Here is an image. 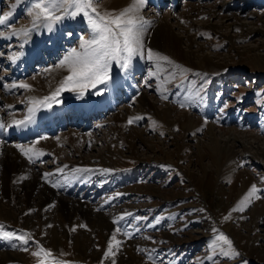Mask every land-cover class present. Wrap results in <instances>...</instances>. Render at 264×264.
<instances>
[{
	"label": "rangeland",
	"instance_id": "374dc122",
	"mask_svg": "<svg viewBox=\"0 0 264 264\" xmlns=\"http://www.w3.org/2000/svg\"><path fill=\"white\" fill-rule=\"evenodd\" d=\"M113 1L93 0V3L101 14L118 13L126 7L118 6L120 10L102 7ZM213 1L215 0H155L158 3L156 5L154 0H145V5L141 8L144 18L142 37H149L152 29L164 18H169L171 25L183 23L184 14L191 6ZM226 2L229 5L223 8L222 14L237 13L243 19L254 21V24L245 29L233 27L218 15L202 14L198 19L210 18L211 24L215 23L220 27L219 33L212 28H205L196 29L190 34H195L196 41L204 47L205 52L214 55V62L200 64L198 57L188 62L183 56H173L159 49L151 50L168 57V60H148L149 48L143 44L142 54L134 56L127 69L115 62L112 64L110 77L114 80L109 81L111 84H121L118 85L115 98L109 97L105 103L111 102L113 105L114 100V107L106 109L102 116L90 120L85 117L81 121L74 119L64 123V128H58L55 133L41 136L46 139L56 137L62 131L79 129L90 139L82 137L78 146L71 149V152L64 153L61 158L58 154L45 153L43 158L31 164L38 171L42 167L51 171L48 177L43 176L44 180L50 181L49 184L63 198L86 203L98 213L106 215L121 241L118 247L113 244L114 254L106 257L104 253L108 251V245L97 238L86 261L76 260L79 253L70 242L60 245L59 250L47 246L44 240L48 228H43L38 234L34 229L27 231L17 221L8 223L2 219L0 232L6 231L13 235L9 238L0 235V251L25 254L33 248L37 249L33 252H37L42 246L51 250L54 257L49 258L48 264H264V0ZM132 3L133 0L130 4ZM30 4L31 0H0V16L13 12L7 24L0 25V37L3 33L6 35L21 29L29 30L27 35L21 31L20 37L0 40V105L3 106L6 105V97H19L26 93L24 88L9 90L5 87L12 78L11 75L17 69H23L26 60H31L30 70H26L24 77L39 84L40 81H36L38 75L44 81L49 79V71L59 66L60 61L70 52L69 48L80 51L82 41L93 35L87 19L77 16L67 17L69 25L61 27L62 30L60 28L58 33L51 29L43 36H36L28 12ZM173 17L179 19V22L175 23ZM61 32L65 33V39L57 40ZM22 36H34L41 40L43 37L46 47L44 61H37L39 58L33 61L24 53ZM227 36L233 39L230 40ZM54 39L58 41L55 45ZM52 46L59 49L54 57L51 56L54 51ZM67 46L69 47L66 49ZM186 47L187 44H183L184 50ZM40 50L41 48L38 52ZM13 56H22L17 65L13 63ZM34 64L36 65L33 66ZM65 70L59 82H54L52 92L68 75L67 68ZM24 77L18 75L17 78ZM109 81L96 88H88L83 95L78 91L65 90L58 99L61 104L80 102L85 98L88 101L91 97V100H98L107 92ZM125 87L129 91L128 98L122 93ZM114 89L109 86L110 91ZM145 97L150 104L141 103ZM19 102L20 112L26 111V114L30 106L29 100L28 103ZM165 108L172 111L170 122L161 115ZM94 112L101 114L95 110L88 111L87 114ZM184 113L197 120L198 127L194 131L190 132L182 127L185 119L178 120L179 116H185ZM113 114L124 117L122 135L113 134L112 123H102L105 119L113 118ZM137 116L142 119H134L133 123H128L130 118ZM210 126L216 129L214 134L220 140H226L229 136L238 138L235 140L236 156L231 161L222 157L219 162L222 167L220 171L215 165L213 152L205 147L212 143L211 133L208 131ZM140 134L142 137H139ZM41 137L39 138L42 139ZM33 143L35 142L30 141L24 144ZM132 143H135L134 149L131 148ZM199 143L201 150L197 148ZM59 147L65 148L66 145L60 143ZM78 150L95 166L81 171H73L66 166L61 175L55 170L53 172L67 158L77 160L75 153ZM109 150L118 155L114 161L116 169L103 166L102 156ZM104 169L108 171H103ZM69 172L76 182L81 178L84 182L89 177H94L90 179L88 186H81L80 183L69 186L72 182L69 177L66 178ZM94 184H103L100 196H96L99 189ZM252 185H256L259 191L250 197L251 203L241 211L240 201ZM68 186L72 190L68 191ZM106 200L110 202L107 203ZM127 214H135L133 220L137 223V228L144 230L142 233L136 230L135 223L121 231L123 224L119 223L123 219L118 218ZM117 228L120 229L119 232L116 231ZM136 232L139 234L134 237ZM221 232L233 242L238 255L225 257L219 248L212 247L213 241ZM104 233L108 234L106 230ZM21 236L25 237L27 243L19 239ZM130 241L133 243L129 244ZM224 247L227 248L226 245ZM130 248L133 253L127 250ZM25 257L27 259L7 264H39L43 258L33 254H25Z\"/></svg>",
	"mask_w": 264,
	"mask_h": 264
},
{
	"label": "bare ground",
	"instance_id": "6f19581e",
	"mask_svg": "<svg viewBox=\"0 0 264 264\" xmlns=\"http://www.w3.org/2000/svg\"><path fill=\"white\" fill-rule=\"evenodd\" d=\"M131 1L132 0H114L113 3L110 2V4H105L102 7L105 9L112 7L120 10L118 6H121L122 8H124L125 6L127 7L131 3ZM156 1L158 2V0ZM223 1L224 0H221V2H217L215 0L211 3H196L195 5L191 6V9L189 11L185 12L183 17L185 18V21L183 23H180L179 19H175V17H173L175 19V23L179 22V24L171 25L170 23L172 22L169 20V18H164L162 22L158 23L157 27L152 29L151 35L149 37H142L143 44L149 49L164 50L165 52H169L173 56L175 55L177 57L183 56L184 59H186L188 62H192L195 57H198V63L200 64H210L214 62V55L209 52H205L206 50H204V47H201L196 41L195 34H190V32L196 29L202 30L205 28H212L219 33L220 27L215 23L211 24V20H209L210 18L208 20L198 19L202 14L218 15V17L220 16L221 18L226 19V21L229 22L228 24L233 27L240 26L241 28L245 29L248 28L249 25L251 26L252 24H254V21H249L250 19L248 20L247 18L243 19L237 13L222 14L221 12L223 8L229 5V2L227 3L226 0L224 2ZM157 2H155L156 5L158 4ZM101 11H103L102 8ZM141 12L142 9H140L139 11V16L142 18ZM142 20H144V18H142ZM61 27L62 23L58 22L53 26L52 29H55L54 32H59ZM49 31L50 30L45 26L37 25L34 32L36 36H43ZM10 37H20V35L14 34V32L10 34L7 33L6 35L3 33L0 37V40L7 41V39H9ZM28 37L22 36V45L25 46L26 52L31 54L30 59H34L36 57L33 53L37 52L39 53L37 55H40L41 50L38 52V49L43 46V43L41 42L42 40L40 38L37 39L34 36L29 38ZM227 38L230 40L233 39L231 36H227ZM183 44H187L185 50L183 49ZM71 50L72 48H70V51ZM21 59L22 58H20V60ZM16 60L18 59H15L13 61ZM28 61L29 60H26V62ZM35 65L36 64H34L33 66ZM56 68H53L49 71L51 73L50 78L46 79L45 81L42 80V78L38 75L36 81L40 82L39 84H37V82H32L30 79H26L27 77H24L26 76V70H30V65L28 68H26L25 66L22 69L23 71L17 69L14 74L11 75L12 78L8 80L9 83H6L9 86V90L13 89L12 87H10L11 85H19V82H27L29 85H31V87L25 89L26 93L19 97H6V105H0V125H2V127H0V219L8 223L17 221L22 226L26 227L27 231L34 229L35 232H38V234H40V231H42L43 228H48L44 242L49 248L59 250L60 245L70 242L69 244H72L73 248L79 253L76 256V260L86 261V259L89 257V253H91L90 250L95 239L97 240L98 238V241L108 245V242L112 238L113 233H115L117 240L120 237H118V235L114 231L112 223L108 221V218L105 214L98 213L96 209H94L92 206L87 205L86 203L63 198L58 190H56L52 185L49 184L50 181L47 182L44 180L45 177L49 176L51 171H47L45 167H42L43 169H40L41 171H38V169L34 168L35 165L31 164L37 159L42 158L45 153L58 154L61 158L64 153L67 154L68 152H71V149L76 148L80 143V139L82 137H86L85 134H82L83 132L81 133L79 129H75L74 131H62L56 137H47L46 139L39 138V140L35 139L36 141L33 140L35 143H33L32 145L24 144L30 142H27L26 140H22L20 138L28 134H31L32 136L36 135L37 128L39 127V125H42V120L48 118V112L50 111L49 113H53L52 111L60 110L59 107L40 108L36 111L33 121L30 124L18 127L13 123L14 120H23L25 116L28 115V112L25 114V110V112H20V109L18 108V104L20 103L19 101L27 102L29 100V107H31L32 98L42 99V97L52 93L53 87L55 85L54 82H59L66 71V68H61L59 66H57ZM18 75H22V77L24 78L19 79L17 78ZM112 80L114 79H110L111 82ZM42 81H44L45 83ZM110 81L108 90L104 94L103 99H101L103 101L105 100V102L109 97L113 99L117 94V82L116 84H111ZM109 86L111 89H114L115 87L116 88L113 91H110ZM146 101L147 100L145 97L141 100V103L148 104L149 102ZM105 102L101 104H93L88 100V104L85 110L89 112L94 110L101 112L112 105L111 102ZM106 105H109V107H107ZM97 106H99V108ZM158 112L159 114H161V111L158 110ZM171 114V109L165 108L163 109V114L161 115H163V117L170 122L172 121ZM111 117L113 118L107 120L105 119L102 123H112L113 126H111V130L114 131L113 134L118 135L119 133L120 135H122L124 117L117 114H113V116ZM181 118L185 119L184 123H182V127H186V130L189 129V131L191 132L194 131V128L198 127L197 120H195L191 116L187 114H185V116L181 115L178 117V120H180ZM52 124L55 125L53 120ZM63 125L64 124H56L54 129L64 128ZM209 129L210 130L208 131H210L211 133L212 143L210 145H205V147L213 152V156L216 160L215 165L217 167V170L220 171L222 167L220 166L219 162L222 157H225L229 161H231L236 156L237 151L235 140L238 138L231 132L234 137L229 136L228 138L226 137V140H220L217 135L214 134L216 129L213 126H210ZM11 137L12 139H10ZM139 137H142V135ZM86 139L89 138L86 137ZM60 143L65 144L66 147H59ZM17 145H20L25 149L32 147L35 152H39L42 154L33 155L32 159L29 160V158L20 151ZM131 146V148L134 149L135 143H132ZM245 147L248 149L247 146ZM197 148L199 150L202 149L201 143L197 144ZM80 150L76 151L75 153L76 157H78L77 160L75 159V161H72L70 160V158H67L66 161H62V163H60L62 165L56 166L53 169V172L56 171L57 174H60L62 173V171H59V169H63L66 166L71 168V170L73 171H81L86 168H90L91 166H95V164L91 163L85 157V154L80 152ZM116 158H118V155L116 153L110 152L109 150L108 153H106L105 155L103 154L102 156V161L104 162L103 166L108 169H116L117 165L114 162ZM75 179H77V177ZM147 188L150 189L152 187L148 186ZM150 191L153 190L150 189ZM37 225L39 226L38 228ZM81 225H83V227H81ZM105 230L108 232V234L104 233ZM128 243L131 244L133 243V241H130ZM35 250L37 249H30V251L26 252L25 254L31 255ZM127 250L131 253L134 252L131 248ZM25 254H22L20 252L0 251V264H7L15 260H24V258L27 259L25 257Z\"/></svg>",
	"mask_w": 264,
	"mask_h": 264
},
{
	"label": "snow or ice",
	"instance_id": "6c2138e0",
	"mask_svg": "<svg viewBox=\"0 0 264 264\" xmlns=\"http://www.w3.org/2000/svg\"><path fill=\"white\" fill-rule=\"evenodd\" d=\"M144 5L145 0H133L132 4L118 13L101 14L94 6L93 0H31L28 12L32 19L33 28L42 24L51 30L56 23L66 17L83 16L87 19L93 35L90 39L82 41L80 51L72 49L60 61L59 67H66L68 75L64 77L58 88L42 99L32 98L31 107L28 108V115L23 120H14L13 123L18 127L32 123L36 111L40 108H51L53 103H60L58 97L65 90L78 91L83 95V92L88 88H96L99 84H106L111 79L110 70L113 62L121 68L127 69L132 58L137 54H142L143 51V23L142 18L139 16V11ZM14 7L15 5H13ZM12 15L13 12L9 11L0 16V25H6ZM21 31L27 35L29 30L21 29L14 34L18 35ZM16 58L15 56L12 57L13 60ZM147 59L168 60V57L156 54L151 49H148ZM5 87L9 86L5 85ZM10 87L28 89L31 85L21 83L19 85L13 84ZM181 107H184V105L181 104ZM134 119L140 120L142 117L130 118L128 123H133ZM17 147L29 160L32 159L33 155L42 154L35 152L32 147L27 149L20 145H17ZM59 171H63V169H59ZM103 171L108 170L104 169ZM258 191L259 189H257L256 185H252L250 191L240 201L241 211L247 204L251 203L250 197L255 196ZM118 219H123V217ZM225 219H228V217H225ZM116 231L119 232L120 229L117 228ZM0 235L4 238H9L13 233L4 231L0 232ZM19 239L25 240V237L21 236ZM25 243H27L26 240ZM114 243L117 247L121 243V241L116 239L115 233H113L112 238L108 242V251L104 253L106 257L114 254L112 251ZM212 247L219 248L225 257L238 255L233 248V242L222 232L213 241ZM33 255L43 257L39 264H48L49 258L54 259L51 250L44 249L42 246L39 251L33 252Z\"/></svg>",
	"mask_w": 264,
	"mask_h": 264
}]
</instances>
